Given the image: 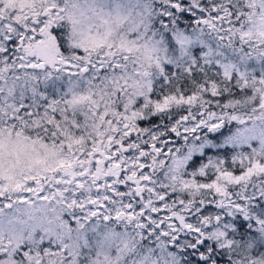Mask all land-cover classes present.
Here are the masks:
<instances>
[{
  "label": "snow or ice",
  "instance_id": "6c2138e0",
  "mask_svg": "<svg viewBox=\"0 0 264 264\" xmlns=\"http://www.w3.org/2000/svg\"><path fill=\"white\" fill-rule=\"evenodd\" d=\"M0 264H264V0H0Z\"/></svg>",
  "mask_w": 264,
  "mask_h": 264
}]
</instances>
